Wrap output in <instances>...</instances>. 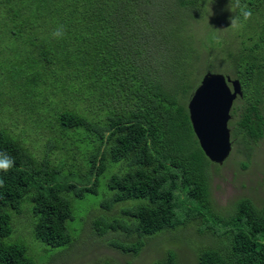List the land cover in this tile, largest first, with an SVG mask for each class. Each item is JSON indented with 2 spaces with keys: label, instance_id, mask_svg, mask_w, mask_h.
<instances>
[{
  "label": "trees",
  "instance_id": "1",
  "mask_svg": "<svg viewBox=\"0 0 264 264\" xmlns=\"http://www.w3.org/2000/svg\"><path fill=\"white\" fill-rule=\"evenodd\" d=\"M210 2L222 6V19ZM242 3L252 18L234 31L229 0H0V35L25 38L34 52L23 56L12 85H0L2 105L9 103L2 110L11 113L0 119V153L15 161L0 171V264H36L23 243L6 240L14 232L12 211L21 214L26 200L34 238L53 249L72 247L69 195L96 194L113 164L119 167L108 196L92 209L103 212L94 221L100 236L119 235L113 248L139 256L149 239L201 218L197 264H264V205L242 199L227 216L217 213L210 183L218 165L201 149L188 111L195 91L188 103L180 95L195 63L206 74L218 62L243 90L229 123L234 140L249 151L264 137V0ZM209 12L217 18L205 26ZM61 26L63 37H53ZM210 26L213 40L202 38ZM151 36H160L169 56L156 51ZM164 58L170 60L162 66ZM20 126L45 140L37 155ZM76 141L92 151L79 184H70L76 175L63 174L74 166L66 145ZM116 207L119 215L108 217ZM154 264L180 263L169 251Z\"/></svg>",
  "mask_w": 264,
  "mask_h": 264
},
{
  "label": "rangeland",
  "instance_id": "2",
  "mask_svg": "<svg viewBox=\"0 0 264 264\" xmlns=\"http://www.w3.org/2000/svg\"><path fill=\"white\" fill-rule=\"evenodd\" d=\"M212 11H217L216 14L221 19L223 18V11L220 5L210 2ZM220 9V10H219ZM219 10V11H218ZM206 14L205 26L211 25L213 18L212 15ZM196 22L200 23L201 20L197 19ZM197 28H201L200 24ZM219 28L218 33H222V22L218 21L214 24ZM221 26V27H220ZM195 26H189L191 29ZM213 27V26H212ZM203 28V27H202ZM211 26L207 34V30H203L202 38L208 37L213 40L214 33H212ZM214 32V31H213ZM149 43L156 47V51L161 55H170L161 46L160 36H151ZM33 49L30 48L25 38L0 35V85H12L19 68L25 64L23 56L33 55ZM160 55V56H161ZM167 56V57H168ZM170 58H164L162 66ZM218 67H225L224 65L216 62L213 66L211 73L225 74L223 69ZM16 68V69H15ZM194 71L190 77V81L183 85L180 91L181 98L188 103L191 94L200 85L205 76V68L203 64L195 63ZM229 71V70H226ZM207 72V73H209ZM203 76V77H202ZM202 77V78H201ZM201 83V82H200ZM2 90V88H0ZM1 93V92H0ZM3 94H0V119L6 118L9 114L2 110L9 106V103L4 101L2 105L1 99ZM6 98V97H5ZM8 99V98H6ZM236 102V101H235ZM15 123H19L17 114L13 113L12 116ZM11 120L12 119H8ZM230 127V124H229ZM232 127L230 128V130ZM19 128L22 132L32 141L30 144L31 150L38 154V148H41L44 139L39 138V132L36 130H24ZM234 132L231 131V138L233 142V152L230 158L223 166H213L212 173L214 177L210 183L211 194L214 200L215 209L217 213L222 216H227L240 200L250 199L257 206L264 205V137L257 142L252 150L245 151L244 148L239 146L238 140H234ZM84 143L75 142V146L67 142V147L70 148V163H74L73 167L63 168V174L69 176L76 175L70 178V184H79L77 177L80 172H84L87 162V151H92L91 146ZM82 162V166H80ZM243 164L247 165L245 168ZM117 165H111L100 180V187L96 194L89 193L85 198L79 199L74 194L69 197L73 203L74 220L68 222V227L72 232L75 239L74 245L70 248L53 249L38 242L34 238V223L35 220L32 215V205L26 200L23 210L19 213L12 211V223L14 232L7 238L8 243H23L27 249V256L36 264H154L164 259L169 251H174L178 257L180 264H197L196 263V248L203 241L200 238V230L206 225L203 219L194 218L184 227L176 231L167 232L156 238L149 239L147 246L139 256H132L124 254L110 245L114 237L119 235H104L100 236L94 228V221L103 215L102 211L92 210L99 206L107 195V183L110 177L115 173L113 170ZM112 168V169H111ZM114 168V169H113ZM125 169L117 170L118 173H124ZM96 179V177H95ZM184 200V197L181 196ZM131 203V202H129ZM133 205L136 203L132 202ZM131 203V204H132ZM28 209V210H27ZM93 212H92V211ZM91 211V213H90ZM90 213V214H89ZM89 214V215H88ZM88 215L87 219L86 216ZM108 217L119 215V207L109 213L106 211ZM86 219V220H85ZM34 222V223H33ZM85 223V225H84Z\"/></svg>",
  "mask_w": 264,
  "mask_h": 264
},
{
  "label": "water",
  "instance_id": "3",
  "mask_svg": "<svg viewBox=\"0 0 264 264\" xmlns=\"http://www.w3.org/2000/svg\"><path fill=\"white\" fill-rule=\"evenodd\" d=\"M243 97L239 80L206 73L188 104L193 131L207 159L223 166L233 152L229 123L235 101Z\"/></svg>",
  "mask_w": 264,
  "mask_h": 264
},
{
  "label": "clouds",
  "instance_id": "4",
  "mask_svg": "<svg viewBox=\"0 0 264 264\" xmlns=\"http://www.w3.org/2000/svg\"><path fill=\"white\" fill-rule=\"evenodd\" d=\"M228 11L235 15L230 17V27L234 31L242 30L252 18V11L242 0H229ZM53 37L61 38L64 35L63 26L52 33ZM14 159L6 153H0V171L7 173L14 166ZM4 187V180L0 178V188Z\"/></svg>",
  "mask_w": 264,
  "mask_h": 264
}]
</instances>
